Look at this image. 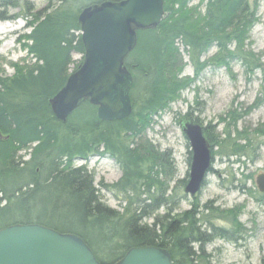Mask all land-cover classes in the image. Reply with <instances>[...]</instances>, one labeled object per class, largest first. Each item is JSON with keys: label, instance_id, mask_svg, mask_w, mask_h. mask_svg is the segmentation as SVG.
<instances>
[{"label": "trees", "instance_id": "1", "mask_svg": "<svg viewBox=\"0 0 264 264\" xmlns=\"http://www.w3.org/2000/svg\"><path fill=\"white\" fill-rule=\"evenodd\" d=\"M124 1L48 0L37 11L33 0H0V22L22 19L24 29L30 30L21 39L35 61L25 67L15 65L13 77L0 78V231L16 225H41L75 235L100 264H119L130 250L148 247L165 250L174 264H199L206 256L205 246L214 240H240V213L193 204L191 210L175 217L168 208L152 225L145 223L168 204L172 176L167 170L172 159L171 153H160L149 140L140 144L135 140L141 139L154 115L181 99L208 68L230 71L236 59L250 74L262 68L261 59L246 50L249 32L258 22L260 0H201L195 7H190L192 0H164L162 22L156 28L137 31V47L125 61L128 71L136 74L131 92L139 78L147 82L143 104L137 108L138 100L131 96L133 111L128 119L104 122L97 116V107L87 100L65 122L59 120L52 101L67 84L74 55L82 56L77 64L80 69L86 54L80 14L89 7ZM179 43L195 67L193 78H182L186 64ZM212 48L217 53L203 61ZM139 53L145 61H131ZM86 111L89 116H82ZM229 120L236 130L237 114L231 113ZM227 121L223 118L221 122ZM204 131L211 149H222L224 140L209 128ZM236 133L229 157L242 155L250 143L246 131ZM225 136L230 140L231 132ZM22 152L30 159L24 160ZM95 156H109L122 169L116 184L101 183L115 194L121 210L107 207L93 175L85 167H75L76 161L87 162ZM52 199L56 204L49 212L45 205ZM216 214L229 220L230 228L216 226ZM56 219H64V226L55 224Z\"/></svg>", "mask_w": 264, "mask_h": 264}, {"label": "rangeland", "instance_id": "2", "mask_svg": "<svg viewBox=\"0 0 264 264\" xmlns=\"http://www.w3.org/2000/svg\"><path fill=\"white\" fill-rule=\"evenodd\" d=\"M200 1L192 0L190 7L197 6ZM33 2L37 11L48 4V0ZM257 5L258 22L249 32L246 50L261 59L262 68L250 74L239 59L231 63L230 71L227 68H208L200 74L190 89L182 93L181 99L172 103L164 112L154 115L150 127L142 134L141 139L135 140L138 144L142 140H149L160 153H171L172 159L167 170L172 176L166 195L168 204L155 212L152 218L146 219L145 223L152 225L157 217L168 213V208L170 215L175 217L191 210L193 204L200 207L209 204L220 212L237 209L240 213L238 221L243 226V231L239 234L240 240H214L205 246L206 256L203 260H198L199 264H264V193L259 191L256 184L258 176L264 174V134L259 133L264 130V0H260ZM204 12L205 8L202 7L201 13ZM24 27L25 22L22 19L0 22V78L13 77L16 74L15 65L25 67L35 63L23 46L25 40L21 39L22 36L30 33V30H25ZM179 45L181 58L186 64L182 78H193L195 67L190 61L187 49L180 43ZM231 50H234V46ZM216 53L217 50L212 48L203 61ZM143 55L139 53L131 56V61H145ZM81 59L82 56L74 55L75 63L71 66L70 76L80 70L77 69V64ZM84 62L85 57L83 64ZM132 73L133 76L136 75L133 71ZM146 83L143 78H139L136 89L131 92V96L138 100L137 108L143 104L144 90L148 88ZM54 103L52 101V106ZM231 113H236L239 118L236 130L246 131L250 143L242 155L229 157L232 149L230 147L234 145L233 140L237 136L232 121L229 120ZM82 116H89V113L83 112ZM184 117L197 119L196 123L204 129L209 128L220 140H224L222 149L221 146L212 149L215 157L211 171L207 175L205 187L196 198H191L184 192L186 184L182 183L188 182L191 168V146L181 127ZM223 118L228 121L221 122ZM228 124L231 125L228 127ZM228 131L231 132L230 140L225 136ZM20 155L24 156V160L30 159L26 152ZM75 167H85L93 175L99 197L107 207L121 210L120 203L114 198L115 194L101 185H114L122 177V169L113 158L95 156L87 162L76 161ZM131 196L134 197L133 194ZM55 204V199H52L45 206L51 212ZM40 208L37 207L36 214ZM213 218L216 226L230 228L229 220L218 214ZM64 219H67V216ZM64 219H56L54 222L64 226ZM75 228L83 230L80 226ZM206 261L208 262L205 263Z\"/></svg>", "mask_w": 264, "mask_h": 264}, {"label": "water", "instance_id": "3", "mask_svg": "<svg viewBox=\"0 0 264 264\" xmlns=\"http://www.w3.org/2000/svg\"><path fill=\"white\" fill-rule=\"evenodd\" d=\"M164 0H126L83 10L79 16L85 62L71 75L53 100L55 116L65 122L81 102L89 100L104 122H121L132 115L134 77L125 60L136 49L137 31L158 27L164 18ZM191 146L190 176L184 192L195 198L212 166L211 146L204 127L181 122ZM257 187L264 193V174ZM0 264H100L90 247L78 236L41 225H16L0 231ZM119 264H174L165 250L134 248Z\"/></svg>", "mask_w": 264, "mask_h": 264}, {"label": "bare ground", "instance_id": "4", "mask_svg": "<svg viewBox=\"0 0 264 264\" xmlns=\"http://www.w3.org/2000/svg\"><path fill=\"white\" fill-rule=\"evenodd\" d=\"M184 119H189L190 121H193L192 119H190L189 117H184ZM204 186V185H203Z\"/></svg>", "mask_w": 264, "mask_h": 264}]
</instances>
